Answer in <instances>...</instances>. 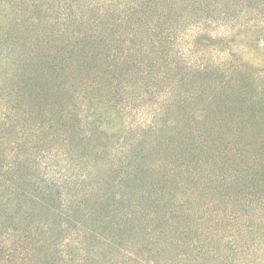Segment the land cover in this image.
Instances as JSON below:
<instances>
[{"label": "rangeland", "instance_id": "1", "mask_svg": "<svg viewBox=\"0 0 264 264\" xmlns=\"http://www.w3.org/2000/svg\"><path fill=\"white\" fill-rule=\"evenodd\" d=\"M217 18L213 30L230 22ZM177 22L184 35L194 34L193 20ZM166 40L171 59L185 66L216 62L220 68L212 70L218 72L243 62L257 75L264 71V40L256 34L232 42L230 56L218 50L220 44L201 48L186 35L171 33ZM5 62L0 57V250L8 249L3 257H11L2 264H209L214 259L220 236L230 231V215L239 217L245 186L255 184L251 151L233 140L228 122L222 126L230 121L228 113L217 114L224 111L222 101L239 99L236 90L220 87L215 95L207 93L206 101L205 96L189 99L186 105L208 110L206 118L195 120L194 128L202 130L195 133L185 130L190 109L178 127L177 109L161 106L167 83L156 77L144 81L138 72L119 79L111 74L121 87L118 102L109 105L96 90L102 96L80 108L88 114L87 106H94L105 137L86 122H49L47 109L56 111L69 96L57 80L42 90L38 107L25 105L23 91H12ZM97 68L88 65L81 74L92 76ZM30 71L19 80L28 79ZM147 85L155 91H144ZM59 91L64 95L58 100ZM7 217L15 219V230L4 225ZM22 218L26 223L18 222ZM23 227L31 237L12 242Z\"/></svg>", "mask_w": 264, "mask_h": 264}, {"label": "trees", "instance_id": "2", "mask_svg": "<svg viewBox=\"0 0 264 264\" xmlns=\"http://www.w3.org/2000/svg\"><path fill=\"white\" fill-rule=\"evenodd\" d=\"M217 15L230 22L213 30L210 27ZM181 20L194 21V34H185L186 38L201 48L220 44L218 50L225 52L224 55L230 53L231 43L240 36L250 40L256 34L264 40V0H0V57L11 71L12 91H23V99L29 102L25 105L38 107L44 99L42 90H46L50 80H57L63 90L68 88L69 96L56 111L47 109L49 122L65 119L66 123L72 121L78 126L86 122L105 137L109 134L91 112L94 106L86 105L88 114L85 108H80L102 96L95 95L96 90L104 92L109 105L118 102L121 87L115 84L111 74L119 79L138 72L143 74L144 81L156 77L167 83L161 106L177 109L174 122L178 127L190 109V124L185 130L195 133L202 131L194 128L198 123L195 120L206 118L204 112L208 110L199 109L200 104L195 103H188L189 107L186 105L189 99L200 101L205 96L206 101L210 97L206 94L215 95L220 87L236 90L239 99L222 101L220 106L224 111L217 114L228 113L230 121L223 120L222 126L226 127L228 122L233 140L241 149L251 151L248 166L254 169L255 184L245 186L248 199L240 202L239 217L230 215L232 221L226 222L230 231L220 236L209 264H264V71L259 70L257 75V71L242 62L231 71L215 72L212 69L220 68L216 62L204 65L193 62L186 67L180 59H171L166 39L171 33L174 36L176 33V38L185 36L175 24ZM167 24L169 27L164 26ZM159 27H162L160 35L155 31ZM88 65L98 67L97 71L92 76H82ZM29 68L30 77L20 81V74ZM144 91L152 92L155 88L147 85ZM61 94V91L56 93L58 100ZM259 126L263 129L258 130ZM261 166L263 170H259ZM107 170L112 173L114 169ZM14 221L13 217H7L3 223L15 230L11 226ZM18 222L26 223L24 218ZM19 231L15 240L10 238L12 242L31 237L28 227ZM7 250H0V264L10 260L11 254L8 257L2 254Z\"/></svg>", "mask_w": 264, "mask_h": 264}]
</instances>
